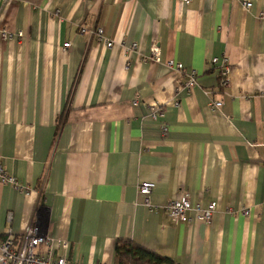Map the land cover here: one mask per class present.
I'll list each match as a JSON object with an SVG mask.
<instances>
[{"label":"crops","instance_id":"0c3cea01","mask_svg":"<svg viewBox=\"0 0 264 264\" xmlns=\"http://www.w3.org/2000/svg\"><path fill=\"white\" fill-rule=\"evenodd\" d=\"M243 1L0 0V163L30 187L0 183V240L39 225L78 264H115L127 238L180 264H264V0ZM186 192L217 202L209 222L168 216Z\"/></svg>","mask_w":264,"mask_h":264},{"label":"built area","instance_id":"2783aa9c","mask_svg":"<svg viewBox=\"0 0 264 264\" xmlns=\"http://www.w3.org/2000/svg\"><path fill=\"white\" fill-rule=\"evenodd\" d=\"M186 2L190 0H185ZM243 5L250 9L252 2L248 0L243 1ZM258 18L264 19V9L258 13ZM80 33L87 37H96L102 41L106 47H112L113 41L105 37L104 29L100 26L87 27L82 26ZM0 37L3 39H12L13 34L8 33L6 30L0 28ZM70 46V42L64 43V48ZM133 48L137 47V43L132 45ZM151 53L149 59L154 62L161 60V49L154 43L151 46ZM212 63L217 65L220 69L221 86L228 85V66L227 59L215 57L212 59ZM168 66L184 73L186 79L182 83L184 88H192L197 83V72L190 71L184 72L183 65L176 63L173 60L167 62ZM177 104V103H176ZM222 101L218 100L213 103V108H219L222 106ZM164 116V110L161 106H158L152 113L154 119H159ZM163 133L168 132V126L163 124ZM0 183L9 184L20 192L28 194L30 187L22 184L17 177L10 174L3 165L0 163ZM155 188V183L152 181H142L138 185L139 194L144 199V204L154 209L151 203V194ZM217 202L210 203L207 207H204L200 202H193L189 193H184L180 197L172 198L164 206L168 216L176 223L189 222L192 220V213H195L198 218L209 222L217 209ZM248 214V212H245ZM68 247V241L56 239L49 236L39 226H29L19 236L8 235L5 239L0 240V264H78L77 262L70 260L65 256L64 250Z\"/></svg>","mask_w":264,"mask_h":264},{"label":"trees","instance_id":"16d2710c","mask_svg":"<svg viewBox=\"0 0 264 264\" xmlns=\"http://www.w3.org/2000/svg\"><path fill=\"white\" fill-rule=\"evenodd\" d=\"M115 264H180L168 256L150 250L132 239H119L115 246Z\"/></svg>","mask_w":264,"mask_h":264}]
</instances>
